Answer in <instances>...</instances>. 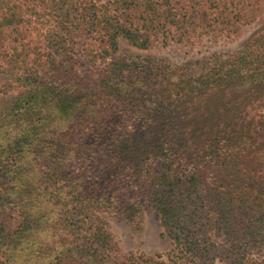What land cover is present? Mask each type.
<instances>
[{"label":"trees","instance_id":"16d2710c","mask_svg":"<svg viewBox=\"0 0 264 264\" xmlns=\"http://www.w3.org/2000/svg\"><path fill=\"white\" fill-rule=\"evenodd\" d=\"M179 2L0 0V72L11 75L0 95H17L2 125L24 140L48 121L59 128L44 133V156L31 151L37 188L31 163L0 166L10 185L0 190L1 264H165L111 255L96 214L139 223L134 192L157 212L176 263L243 261L264 244V23L198 69L118 54L120 39L148 50L170 28L187 34L196 1L190 12ZM125 119L149 123L151 137L127 150L117 133Z\"/></svg>","mask_w":264,"mask_h":264},{"label":"rangeland","instance_id":"374dc122","mask_svg":"<svg viewBox=\"0 0 264 264\" xmlns=\"http://www.w3.org/2000/svg\"><path fill=\"white\" fill-rule=\"evenodd\" d=\"M100 1L103 4L106 0ZM194 1L196 3L193 5V21L187 34H181L180 31L170 28L165 35L156 39L148 50H138L120 39L118 40L119 56L128 60L138 59L150 62L149 66L160 68L163 71H172L174 67L198 69L199 65L214 55H228L239 51L263 26L264 0H219L225 6L224 10L221 9L223 11L221 16L219 15L221 10L218 12L205 0ZM179 8L181 12H185V10L190 12L191 5L188 0H180ZM238 12L243 16V19L241 17L238 23H233L234 15ZM227 19L231 21V24L225 27L226 25H222L221 20L226 22ZM76 50L78 53H83L81 42L76 45ZM10 78L9 73L0 72V85ZM16 96L15 91L0 95V162H3L0 166L6 165L7 168L13 170V163H17L18 167L23 168L31 163L29 168L32 175H28L27 180L30 182L28 186L37 188L38 185H41V181L38 182L37 179H34V182L33 166L38 156L31 154V151L34 149L43 152L47 148L43 142L46 140V144L52 139L44 133L50 134L52 130L58 132L59 128L55 129V122L48 121L49 123H45V129L42 131L44 133H39L37 130L32 137L28 136L29 139L24 140L18 134L19 128L15 127L14 123L7 126L2 125L3 121L8 123L4 117L8 114L9 108L13 107ZM150 130L152 128L149 123L134 119L122 120L117 127V133L124 139L127 150L150 138L152 135ZM128 152L130 151H125L124 155ZM45 153L46 151L42 156ZM1 175L0 173V177ZM12 184L19 186L18 182ZM9 186V183L1 177L0 190ZM132 196L140 207L141 219L139 223L129 224L121 218L108 216L105 213L96 214V218L104 225L112 238V257L123 260L130 255L148 258L158 255L160 261L165 264H181L178 263L179 261L176 263L174 255L171 254L173 247L168 234L147 198L136 192ZM54 218V213L48 212L42 221L46 227H50ZM19 222L20 218H17L14 226H17ZM220 243L217 241V244ZM66 262L69 261L66 260ZM214 264H264V244L243 261L220 262V260H215Z\"/></svg>","mask_w":264,"mask_h":264}]
</instances>
